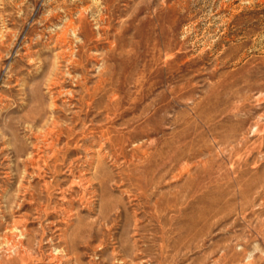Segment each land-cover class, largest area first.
<instances>
[{"label": "rangeland", "instance_id": "1", "mask_svg": "<svg viewBox=\"0 0 264 264\" xmlns=\"http://www.w3.org/2000/svg\"><path fill=\"white\" fill-rule=\"evenodd\" d=\"M0 264H264V0H0Z\"/></svg>", "mask_w": 264, "mask_h": 264}, {"label": "bare ground", "instance_id": "2", "mask_svg": "<svg viewBox=\"0 0 264 264\" xmlns=\"http://www.w3.org/2000/svg\"><path fill=\"white\" fill-rule=\"evenodd\" d=\"M66 32V31H65ZM64 34V33H63ZM66 34V33H65ZM65 34H64V36H63V38H64V40L63 41H66L65 39H66V36H65ZM62 40V39H61ZM67 42V41H66ZM69 210V209H68Z\"/></svg>", "mask_w": 264, "mask_h": 264}]
</instances>
